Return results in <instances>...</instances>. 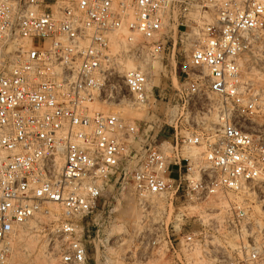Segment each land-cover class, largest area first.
Wrapping results in <instances>:
<instances>
[{"label":"built area","instance_id":"1","mask_svg":"<svg viewBox=\"0 0 264 264\" xmlns=\"http://www.w3.org/2000/svg\"><path fill=\"white\" fill-rule=\"evenodd\" d=\"M171 31L189 56L172 98L149 74ZM262 31L264 0H0V264H91L124 247L85 223L106 194L107 218L123 194L137 212L124 264H261L243 199L264 190V135L240 59ZM120 56L134 68L119 74ZM123 91L151 112L141 134L96 111L119 110Z\"/></svg>","mask_w":264,"mask_h":264},{"label":"rangeland","instance_id":"2","mask_svg":"<svg viewBox=\"0 0 264 264\" xmlns=\"http://www.w3.org/2000/svg\"><path fill=\"white\" fill-rule=\"evenodd\" d=\"M172 34V31L168 33L169 42L166 45L164 52L160 55L158 60H154L152 62L153 66L149 69V74L151 77L150 82L152 87L165 89L164 96H171V98L174 95V88L178 89L182 84L185 83V75L182 73V69L183 67H185L187 70L189 61L188 53H186V47L184 45H181L179 42V34H177V36H174V40L176 41V43L174 49H172V43L174 41L172 40ZM119 40H121L120 37H114L113 39H111L110 51L112 55H117L120 51V48L117 46V42ZM120 58V64L117 69L119 74H123L124 72L133 69H129L128 67L129 65H133V67L135 66L134 61L130 57L120 56ZM240 62L242 74H248L247 76L243 75V78L245 79L246 77V79L252 80L255 85L257 84L256 88L259 93L257 105L259 106V111L254 117V124L255 130L264 135V85L261 84V82L264 80V31L260 32L254 37L250 52L243 55L240 59ZM249 74L251 75L250 77H248ZM121 97L124 99V102L119 110L110 109L96 111L104 114H118L122 119L130 123H134L138 127L139 133L141 134V128L143 127L144 123L151 120V112L147 111L146 109H138L133 106L131 104L132 101L130 99V96H128L126 92L123 91ZM165 103L166 102L164 101V105H162L157 102L156 105L152 106V108L156 110L159 115H161L165 111ZM176 104L181 107V103L175 100L171 101L168 109L175 106ZM208 120L211 121L212 118H209ZM162 140H169V133L165 132L161 134L158 137L157 142H161ZM192 152L199 153L201 152V149L195 147L192 149ZM169 175L170 177H175V169H171ZM106 197L107 194L102 198L100 203L101 205L99 206L98 211L94 213V216L89 218L85 223L87 225L94 226L93 231L94 235H97V240L105 239L106 237H108L109 239H111V241H113L115 240V237L119 236L124 247L116 246L115 244L108 245L105 246L104 249L99 248L97 256L96 254H94V251H92L90 253L91 264H124L120 260L119 256L122 255L124 251H126V248L130 243L129 232L133 222L132 219H130L131 222H127V224H125L126 222H123L122 220H126V218H124L120 214V210L126 208L128 205L130 208H135L134 202L130 195L123 194L121 197H119V201H117L116 203H114V201L111 202V204L109 205V209H113V212L110 217L107 218V212H105V215L101 214L102 205L106 200ZM243 200H246L247 202L251 214V220L258 223L264 229V190H258L254 195H248L244 197ZM52 207L53 206H50L49 209L51 212H54V210H52ZM57 209V211H59L58 207ZM105 210L107 211V209ZM54 214L56 216L58 214L61 215V212H54ZM38 218L44 221L47 220V218L43 216H39ZM127 220H129V218ZM31 225L33 226V223H31ZM116 227H120L121 230ZM26 248L30 250H33L35 248L33 239L27 240ZM261 264H264V258Z\"/></svg>","mask_w":264,"mask_h":264},{"label":"bare ground","instance_id":"3","mask_svg":"<svg viewBox=\"0 0 264 264\" xmlns=\"http://www.w3.org/2000/svg\"><path fill=\"white\" fill-rule=\"evenodd\" d=\"M153 66V65H152ZM129 67V69H132V68H134L133 67V65L131 66V65H129L128 66ZM120 70V69H119ZM242 75H245V76H247L246 74H242ZM251 75L249 74V76L248 77H250ZM260 78V77H259ZM258 78V79H259ZM245 79H246V77H245ZM258 81H260V80H258ZM260 84V83H259ZM261 84H263L264 85V80L261 82ZM257 85V84H256ZM264 88V87H263ZM264 91V90H263ZM259 94V93H258ZM261 96H263V95H261ZM262 106V105H261ZM128 204V203H127ZM52 210H54V212H59V211H57L58 209H57V207L56 206H53L52 207ZM121 212H120V214L124 217V218H126V220L124 219V220H122L123 222H126L125 224H127V222L129 223V222H131L130 221V219H132V222H134L135 220H136V218H137V212H136V210H135V208H133V207H129V205L126 207V208H124V209H121L120 210ZM54 212L52 211L51 212V214H50V216H49V218H55L56 217V213L54 214ZM61 212V211H60ZM129 218V220H127ZM116 228H119L120 230H121V228H122V226H121V228L120 227H116ZM116 228H115V230H116ZM119 229H117V230H119ZM123 230V229H122Z\"/></svg>","mask_w":264,"mask_h":264}]
</instances>
